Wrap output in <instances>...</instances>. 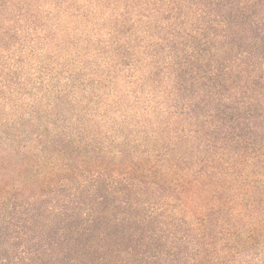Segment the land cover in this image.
Here are the masks:
<instances>
[{"label":"trees","instance_id":"trees-1","mask_svg":"<svg viewBox=\"0 0 264 264\" xmlns=\"http://www.w3.org/2000/svg\"><path fill=\"white\" fill-rule=\"evenodd\" d=\"M0 264H264V0H0Z\"/></svg>","mask_w":264,"mask_h":264}]
</instances>
